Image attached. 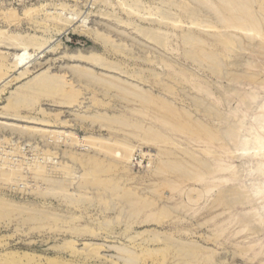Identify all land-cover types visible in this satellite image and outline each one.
Listing matches in <instances>:
<instances>
[{
    "label": "rangeland",
    "instance_id": "374dc122",
    "mask_svg": "<svg viewBox=\"0 0 264 264\" xmlns=\"http://www.w3.org/2000/svg\"><path fill=\"white\" fill-rule=\"evenodd\" d=\"M200 1L204 3L205 0H0V32L4 31L8 35L34 36L39 43L45 42L35 53L33 49L29 51L28 48L27 53L34 55V61L29 64L32 68L29 69V74L18 79L22 69L16 70L12 65L16 52L8 50L9 46L5 44H8L6 42L9 40L3 35L0 36V38L3 36L2 42L0 39V79L7 77L3 82H1L3 78L0 80V264H184V262L185 264H264V216L263 221H259L252 212L260 203L249 201V204L247 201L246 205L244 200L238 204V195L244 190L239 188L241 186L237 185L238 182L234 185L230 183L232 190L224 194L226 197L222 196L225 198L223 201L220 196L223 191L220 193L218 188H213L211 190L214 191H210L209 194L206 191L208 190L206 181L204 185L201 181H194L196 176L204 175L209 178L206 172H209L211 168L215 169L218 159L224 157L223 149H221L222 143L214 139V141L211 139L208 141L206 135L209 133L218 135L222 132V134L225 132L230 134L232 129L229 130L228 127H231L229 125L233 128L236 126L235 120H240L247 114L250 115L255 106L252 102L249 104L248 99L249 102L243 100L244 97H249V93L255 92L253 96L257 93L258 101L264 98V85H262L264 84V38L256 39L257 34L255 37L254 33L249 32L250 40H253L251 42L243 32L232 29L234 32H231L228 30L230 28L222 29V25H219L221 24L220 15L216 17L214 14L213 16L208 5L204 6L205 4L203 5ZM237 2L238 6L247 8L248 12L252 10L250 20L254 14L253 18L257 19L261 26V28L259 26L261 34L258 35L263 37L264 0H253V4H251L252 0H237ZM259 4L261 8L263 7L262 9L258 7ZM202 6H204L203 9L206 8L202 10ZM195 9L199 10L196 14L193 12ZM9 11H14L13 15H16L12 17ZM6 15L15 21L12 22L11 19L8 21ZM48 16L53 17L52 21ZM84 29L85 35L81 31ZM89 32L92 34L97 32L98 40L93 41ZM150 34L156 35V37L152 35L155 39ZM227 34L231 36H226ZM157 37L164 38L156 40ZM218 37H222L224 43L229 41L232 44H226L227 47H225L228 50L222 46L223 39ZM187 38L191 40L190 44L188 43L190 46L186 43ZM225 38H228V41ZM193 39L198 42H196V47L201 46L200 43L204 44L200 48L204 50L206 56H209L211 52L210 55L212 54L215 60L213 63L205 60L203 55V59H195L198 56L191 51L195 50L193 47L195 43L192 45V42H195ZM219 40H222V44ZM104 43H106V48L103 46ZM206 45L209 48L203 47ZM91 49L109 63L115 64L118 68L117 72L120 69L122 74L117 72L105 74L101 70H91L92 72H97L96 75H103L106 78L110 75L108 79L115 80L120 77L118 80L129 82V85L124 82L129 87L132 85L128 80L129 74H138L143 71L142 75L149 82L147 86L150 84L158 87V82L164 84L165 92L168 90L164 93L165 99L167 102L173 101L172 105L178 109L179 117L176 113H169L167 115H170V119L167 117L163 120L158 117L159 105H156L158 108L152 107L155 104H149L151 105L149 107L142 105V107L137 102H132L133 104L130 105V103L122 102L121 96L116 92L105 97L101 92H97L95 87L92 88L93 86H89L88 90L82 86L86 90H83L81 96L78 98L73 96V102L67 101L68 99L62 100L65 103L58 105L48 100L50 93L47 91L33 93V89H28V85L36 77L46 72L55 77H66L65 79L71 82V76L67 72L69 67L85 66L84 68H88V66L68 62L66 59L78 54L83 55V53L87 56ZM223 51L226 53H222ZM193 56L196 57L192 62ZM190 77L193 78L191 81L188 79ZM184 78L187 82L182 80ZM122 88L125 89V87ZM145 89L148 90L147 87ZM154 89H151L153 95H158ZM134 103L137 105L135 106ZM241 104L244 105L241 106ZM96 108H100V111ZM106 110H108L107 113L104 112ZM181 110L189 115L190 120L182 115ZM102 113H105L107 117H112L113 122L96 118ZM112 115L116 117L113 119ZM144 115L147 117L146 120ZM118 117L121 119L118 120ZM176 117L181 118L179 119L181 126L174 121ZM227 117H232V119ZM178 119L176 118V121ZM204 119L207 120L204 121ZM159 121L162 122L159 123ZM111 122L114 126L123 124L114 127ZM184 123L191 126L187 128L186 124L183 126ZM202 124L205 126L203 127ZM126 126L135 129L130 128V130ZM137 128L140 130L138 131ZM177 129L178 131L184 130L185 133L177 132ZM44 131L53 133L43 134ZM194 132H198L199 135L198 133L195 135ZM191 134L198 135L199 138L191 137ZM165 139L171 143L166 142ZM104 143L107 144L104 145ZM122 144L128 150L133 148L130 151L127 150L130 155L127 154ZM91 145L95 147L91 148ZM229 146L232 147L231 144ZM98 151L102 152H100L101 155ZM114 151H118L117 153L121 155L127 154L130 163H122L118 157V160L115 159ZM189 154H192L191 157L195 154L196 157L191 158ZM224 160L227 164H232L231 170H236L234 172L240 176L241 180L244 179L243 181L247 182L254 178L248 175L243 178L246 172L239 167L241 166L240 160L225 157ZM196 161L200 164L192 163ZM213 162H216L215 165ZM225 162L219 161L221 164ZM201 164L204 165L201 166ZM173 166L177 170L178 167L182 169L184 166L185 169L182 170L189 178L183 177V173H180L182 177H176L173 171L176 169ZM33 167L38 172L41 170V173L36 175L37 172L34 173ZM167 168L169 171L172 169L173 174L167 171ZM7 173L11 177L8 176L5 179ZM217 176H212L209 180L214 182L216 179L213 178ZM50 180L52 183L49 182ZM246 191L245 189L243 193ZM76 194H79L78 197ZM233 194L236 196L234 197ZM231 198L237 199L238 202ZM226 199L232 200V203ZM235 204L238 206H234ZM251 204H253V210ZM224 205H226L225 209H223ZM186 207L188 208L185 209ZM243 214L247 215L246 221ZM229 219V224H227L226 220ZM242 223L243 226L248 227L244 226L247 231L241 226ZM221 232L222 234H218ZM180 261L182 262L177 263Z\"/></svg>",
    "mask_w": 264,
    "mask_h": 264
},
{
    "label": "bare ground",
    "instance_id": "6f19581e",
    "mask_svg": "<svg viewBox=\"0 0 264 264\" xmlns=\"http://www.w3.org/2000/svg\"><path fill=\"white\" fill-rule=\"evenodd\" d=\"M203 1V0H202ZM251 1V0H250ZM201 2V1H200ZM213 2H214V4H213ZM240 2V1H239ZM242 2V1H241ZM244 3H246V1H243ZM249 2V1H248ZM258 2V1H257ZM197 3V2H196ZM204 6H206V4L208 5V9H209V11H210V9H211V12L213 13L212 15L214 16V14H215V16L217 17V15L219 14L220 15V17H221V19H220V23L221 24H219V25H222L221 27H222V29L224 28V29H228V28H230V29H228V30H230L231 32H234L235 30L236 31H240V32H243V33H245L244 35H246V38H248L249 36H250V33L249 32H252V33H254V35H255V37H257L258 36V38H256V39H261V38H264V36L262 37V36H260V35H258V34H261L260 32H261V26L259 25L260 23H258V21H257V19H254L253 17H254V14H253V17H252V20H250L251 18H250V16H252V14H251V11L250 12H248V9L246 10V9H244L240 4V6H238V2H237V0H233V1H230V0H205L204 1V3L203 2H201ZM261 3V2H260ZM198 4H200V3H198ZM251 4H253V0H252V3ZM250 4V5H251ZM195 5V4H194ZM209 5H211V6H209ZM242 5H243V3H242ZM248 5V4H247ZM258 5V4H257ZM260 5V4H259ZM200 6V5H199ZM204 6H202V10H204L203 9V7ZM253 6V5H252ZM251 6V7H252ZM179 7V6H178ZM183 7V6H182ZM201 7V6H200ZM254 7H255V5H254ZM258 7H260V9H262L261 8V5L260 6H258ZM189 8V7H188ZM184 9H186L185 7H184ZM208 9H206V11L208 10ZM243 9V10H242ZM36 11V10H35ZM199 10L198 9H195V10H193V12L196 14V12H198ZM260 11V10H259ZM10 12V14L9 15H12V17L13 16H15V15H13L14 13V11H9ZM201 12V11H200ZM199 12V13H200ZM208 12V11H207ZM254 12V11H253ZM256 12V11H255ZM257 12H258V10H257ZM256 12V13H257ZM193 13V14H194ZM198 13V14H199ZM209 13V12H208ZM255 13V14H256ZM49 15V14H48ZM210 15V14H209ZM257 15V14H256ZM260 15H261V12H260ZM6 16H8V15H6ZM258 16H259V13H258ZM49 17V16H48ZM262 17V16H261ZM16 18V17H15ZM50 19L51 18H53V17H49ZM55 18V17H54ZM259 18H260V16H259ZM264 18V17H263ZM10 19H11V21L12 22H14L15 21V19H12L11 17H10ZM9 19V16H8V21L10 20ZM19 19V18H18ZM196 19H198V18H196ZM215 19H218V18H215ZM254 19V20H253ZM48 20V19H47ZM54 20V19H53ZM57 20V19H56ZM10 21V22H11ZM16 21H17V18H16ZM51 21H52V19H51ZM63 21V20H62ZM218 21V20H217ZM261 21H263V19L261 20ZM11 22V23H12ZM50 22V21H49ZM53 22H55V20L53 21ZM215 22V21H214ZM219 22V21H218ZM161 23V22H160ZM194 24V23H193ZM214 24V23H213ZM217 24V23H216ZM210 26H213V25H210ZM259 26H260V28H259ZM264 26V25H263ZM212 29H213V27H211ZM264 28V27H263ZM197 29V28H196ZM234 30V31H232V30ZM81 31H83V33L85 32V29L84 30H81ZM211 31V30H210ZM148 32V31H147ZM155 32V31H154ZM157 32H159V31H157ZM161 32V31H160ZM159 32V33H160ZM217 32V31H216ZM215 32V33H216ZM221 33H222V31H220ZM227 32V31H226ZM226 32H224V33H226ZM240 32H238V33H240ZM246 32H248V34H246ZM202 33V32H201ZM218 33V32H217ZM223 33V34H224ZM222 34V35H223ZM256 34H257V36H256ZM1 35H3L4 36V38H6L7 40H9V41H3V42H6V43H8V44H5L6 46H9V48H7L8 50H13V52H16V55H14V62L12 63V65H14V69H16V70H19V69H22V72H20V74H19V77H18V79L19 78H23V77H25L27 74H29V72H30V68H32V66H30L29 67V64L31 63V62H33L34 61V55H31V54H29V53H27V50H28V48H29V51H31V49H33V51H34V53L36 52V51H38V49H40L41 48V46H43L44 45V43H39L38 41V39H36L34 36L32 37V36H19V34L17 35H8L6 32H4V31H1L0 32V36ZM84 35H85V33H84ZM148 35V34H147ZM151 35V34H150ZM153 35V34H152ZM151 35V37H153ZM197 35H199V34H197ZM209 35V34H208ZM215 35V34H214ZM228 35H230V34H227L226 36H228ZM244 35H242V36H244ZM254 35H251V36H254ZM262 35H263V33H262ZM2 36V37H3ZM88 36V35H87ZM89 36H91L92 38V40L93 41H97L98 40V37H99V35H98V33L96 32V33H90L89 32ZM149 36V35H148ZM147 36V37H148ZM157 36H159V35H157ZM195 36V35H194ZM213 36V35H212ZM220 36V35H219ZM231 36V35H230ZM248 36V37H247ZM1 37V38H2ZM97 37V38H96ZM150 37V36H149ZM148 37V38H149ZM154 37H156V35L154 36ZM153 37V38H154ZM165 37V36H164ZM163 37V38H164ZM216 38H217V36H215ZM225 37V36H224ZM255 37H252L253 39H255ZM260 37V38H259ZM0 38V39H1ZM90 38V37H89ZM162 37H157L156 38V40H161V39H163ZM192 38V37H191ZM215 38V39H216ZM219 39H221L220 37H218ZM234 38V37H233ZM245 38V37H244ZM5 39V40H6ZM150 39H152V38H150ZM155 39V38H154ZM153 39V40H154ZM182 39V38H181ZM185 39H186V37H185ZM188 40H190L189 38H187ZM197 40H198V38H196ZM196 39H193L195 42H192V45L195 43V45H193V47L195 48V50H194V52H193V50H191L192 51V53H195V55H197L198 57L197 58H195L194 56H193V60H192V62L193 61H195L194 60V58L195 59H198V58H201V59H205V60H209V62H212L213 63V61H215L214 60V57H213V55L211 54L210 55V53L208 54L209 56H206L205 54V52H204V50L202 49V48H200L202 45H204L203 43H200V45L201 46H198V47H196L197 46V44H196V42H197V40ZM223 39V38H222ZM249 40L251 39L250 37L248 38ZM4 40V39H3ZM165 40V39H164ZM187 40V41H188ZM216 40H218V39H216ZM215 40V41H216ZM225 40H227L228 41V38L226 39L225 38ZM229 40H230V37H229ZM235 40V39H234ZM233 40V41H234ZM244 40H246V39H244ZM249 40H248V42H249ZM185 41V40H184ZM186 41V43H187V45H188V43L190 44V42H191V40L190 41H188L187 42ZM211 41H213V40H211ZM221 41V44H222V40H219V42ZM251 42H253V40H250ZM1 42H2V39H1ZM41 42V41H40ZM153 42V41H152ZM214 42V41H213ZM216 42H218V41H216ZM231 42V41H230ZM237 42H238V40H237ZM198 43V42H197ZM105 44L106 43H104V45L103 46H105ZM209 44V43H208ZM216 45H219L220 46V44H217V43H215ZM225 44V45H224ZM226 44H231V43H229V41L227 42V43H224V39H223V44H222V46H226L227 47V45ZM199 45V44H198ZM232 45V44H231ZM238 45V44H237ZM3 46V45H2ZM37 46V47H36ZM159 46V45H158ZM188 46H190V45H188ZM234 46V45H233ZM37 49H36V48ZM186 47V46H185ZM203 47H206V49H207V45L206 46H203ZM225 47V48H226ZM105 48H106V46H105ZM198 48V50H196ZM209 48V47H208ZM104 49V48H103ZM191 49H192V47H191ZM211 49V48H210ZM220 49H221V47H220ZM222 49H224L223 47H222ZM227 50H228V48H226ZM225 49V50H226ZM108 50V49H107ZM212 50V49H211ZM226 50V51H227ZM197 51H199V52H197ZM214 51V50H213ZM66 52V51H65ZM89 53L87 54V56H84V53H83V55H79L78 53V55H76V56H72V57H69V58H67L66 59V61H68V62H75V63H78V64H83V65H86V66H88V68H84V67H76V68H72V67H69V69H68V73L70 74L69 76H71V82L70 81H68V80H66L64 77H61V78H59V77H55V76H52V75H48L47 74V72L45 73V74H42V75H40V76H38V77H36L33 81H32V83L30 84V85H28L29 86V88L28 89H33L34 90V92L33 93H36V92H43V91H47L48 93H50L48 96H49V101L50 102H52V103H54V104H56V105H58V104H63V103H65V102H62V100H66V99H68L67 101H72V99L74 100V98H73V96H77L76 98H78L79 96H81L80 94L81 93H83V90H86L89 86H93L92 88H94L95 87V89L97 90V92H101L105 97L106 96H108L109 94H112L113 92H116L119 96H121V99H122V102L124 101V102H126V103H130V105H131V103L132 102H137V103H139L141 106L143 105H147V107H149V106H151V105H149V104H152V105H154V106H152L153 108L156 106V105H159L157 108V113H158V117H161V119H163V120H166V118L168 117L169 118V116L167 115V114H169V113H176V115L178 114V109H176L173 105H172V102H167V100L165 99V94L164 93H166L165 92V87L163 86L164 84H162V82H158L157 83V85H158V87L157 86H155L154 85V87L153 86H151L150 84H149V86H147V83H149V82H147V79L142 75V72H139L138 74L137 73H133V74H129V79L128 80H130V82L132 83V85L131 86H127V85H125V83L127 84L128 83V85H129V82H122V81H119L118 79L120 78H115V80L114 79H108V77H111L110 75H108V77L106 78V77H104L103 75H96V73H94V72H92L91 70H101L102 72H105V74L106 73H114L115 74V72H117V69L118 68H116V66H115V64H113V63H109L106 59H104L100 54H98V53H96L93 49H91L90 51H88ZM187 52H188V50H187ZM225 51H223L222 53H224ZM229 52V51H228ZM226 53V52H225ZM224 53V54H225ZM216 54V53H215ZM66 55V54H65ZM64 55V57H66ZM73 55H74V53H73ZM191 55H193V54H191ZM204 57H203V56ZM216 56V55H215ZM33 57V58H32ZM64 57H63V59H64ZM192 57V56H191ZM203 57V58H202ZM32 58V59H31ZM188 58H190V57H188ZM199 60V59H198ZM205 60H203V61H205ZM197 61V60H196ZM208 62V63H209ZM197 63H198V61H197ZM204 63V62H203ZM162 64V63H161ZM166 66V65H165ZM117 67H118V65H117ZM182 67V66H181ZM120 70V69H119ZM118 70V72L117 73H120V71ZM116 73V74H117ZM123 73H125V72H123ZM120 74H122V72L120 73ZM128 74V73H127ZM151 74V73H150ZM188 74V73H187ZM259 74V73H258ZM159 75V74H158ZM164 75V74H163ZM175 76H176V74H174ZM179 75V74H178ZM235 75V74H234ZM160 76V75H159ZM159 76H157V77H159ZM232 76V75H231ZM3 78V80H1ZM5 76L4 77H1V82H3L4 80H6L7 79V77L5 78ZM155 78V77H154ZM181 78H183V77H181ZM237 78V77H236ZM236 78H235V80H236ZM240 78V77H239ZM244 78V77H243ZM156 79V78H155ZM158 79V78H157ZM161 79V78H160ZM188 79H190V81L193 79H191V77L190 78H188ZM17 80V79H16ZM162 80V79H161ZM182 80H184V81H186L185 80V78L184 79H182ZM240 80V79H239ZM127 81V80H126ZM0 82V83H1ZM70 82V83H69ZM187 82V81H186ZM240 82V81H239ZM134 83V84H133ZM136 83H137V85H136ZM164 83V82H163ZM231 83V82H230ZM235 83V82H234ZM155 84V83H154ZM88 85V86H87ZM191 85H192V83H191ZM195 85V84H194ZM193 85V86H194ZM262 85H264V84H262ZM84 88H86V89H84ZM196 86V85H195ZM199 86V85H198ZM26 87H27V85H26ZM26 87H24V89H26ZM31 87V88H30ZM122 87H125V89H123ZM148 88V90L147 89H145V88ZM153 88H155L154 90H156L157 91V94L158 95H153L154 93H152L153 92V90H151V89H153ZM198 88H200V87H198ZM21 89V88H20ZM23 89V91H26V90H24ZM90 89V88H89ZM170 89H171V87H170ZM201 89V88H200ZM200 89H197V90H200ZM203 89V88H202ZM205 89V88H204ZM232 89V88H231ZM234 89V88H233ZM33 90H31V92L33 91ZM88 90V89H87ZM93 90V89H92ZM207 90V89H206ZM230 90V89H229ZM22 91V92H23ZM30 91V90H29ZM28 91V92H29ZM174 91V90H173ZM201 91V90H200ZM234 91V90H233ZM21 92V91H20ZM30 92V93H31ZM199 91H197V93H198ZM156 93V92H155ZM170 93H172V92H170ZM255 93V92H254ZM253 93V94H254ZM263 93V92H262ZM43 94V93H42ZM250 95H248L249 97H244L243 98V100L244 101H246L247 99L250 101V103L249 104H251V102L254 104V108L251 110L252 111V113H250V115H245V116H240L241 117V119H240V117L238 118V119H240V120H235V124H236V126L235 127H233L232 128V125H229V126H231V127H228L229 128V130H231L232 132H230V134L228 133H226L225 132V130H224V134H222V133H220V134H207L206 135V138L208 139V141L211 139V140H217L219 143L221 142L222 143V145L223 146H221V149H223V153H224V157L226 158V159H237V160H240V165L241 166H239L240 168H242L243 170H245V172H246V175H245V177L243 176V178H246L247 177V175L248 176H250V178L251 177H254L253 179H250L249 181H243V180H241L240 179V176H238V175H236L235 174V172L234 171H236V170H234V171H232L231 169H232V164H227L225 161L226 160H224V157H223V159H218V158H216V159H218V163H216V168L215 169H212L211 168V170L209 171V172H206V174L209 176V178L206 176H204V175H202V176H196V178H194V179H196V180H194L192 177H190V179L192 178L194 181H201V182H203V185H204V181H206V184H207V188H208V190H206L207 191V193H209L210 194V191H214V190H211V189H215V188H218L219 190H220V193H221V191H223V193H222V195H220L221 197L223 196V197H226L224 194L226 193V194H228L229 193V190L231 189L232 190V188H231V184H233L234 185V183L236 182H238V184L237 185H240L241 187H239V188H241V190H242V188L244 189L243 191H245V189L247 190L246 192H244L243 193V191H241V193L238 195L239 196V198H238V200H239V202L237 201V199H233L236 195H234L233 194V198H231V199H233V200H235V202L237 201L238 202V204L239 203H242V201L244 202V200H245V202H246V205H247V201H248V203H249V201H257V202H259L260 204H259V206L258 207H256V209H254L255 211H252V212H254V217H257L258 218V220L259 221H263V216H264V98L263 99H259V101H258V97H257V93L253 96V94H251V93H249ZM264 94V93H263ZM20 95V94H19ZM32 95V94H31ZM208 95H209V93H208ZM237 95V94H236ZM246 95V94H245ZM57 96V97H56ZM112 96V95H111ZM240 96V95H239ZM25 97V96H24ZM114 97V96H113ZM116 97V96H115ZM172 97V96H171ZM259 97H260V95H259ZM82 98V97H81ZM80 98V99H81ZM117 98V97H116ZM229 98V97H228ZM24 99V98H23ZM70 99V100H69ZM88 99V98H87ZM108 99V98H107ZM110 100H111V97H110ZM114 100H115V98H114ZM201 100V99H200ZM247 100V101H248ZM112 101V100H111ZM116 101V100H115ZM241 101V100H240ZM248 101V102H249ZM73 102V101H72ZM107 102H108V100H107ZM175 102V101H174ZM202 102V101H201ZM76 102L74 101V104H75ZM80 103H81V101H80ZM125 103V104H126ZM176 103V102H175ZM243 103V102H242ZM72 104V103H71ZM71 104H68V106L70 105V106H72ZM84 104V103H83ZM123 104V103H122ZM133 104V103H132ZM135 104V103H134ZM174 104V103H173ZM249 104H248V106H249ZM12 105V104H11ZM14 105V104H13ZM65 105V104H64ZM98 105V104H97ZM137 104H135V106H136ZM244 104H241V106H243ZM91 106V105H90ZM95 106V105H94ZM139 106V105H138ZM142 106V107H143ZM239 106V105H238ZM80 107V106H79ZM102 107H104V106H102ZM140 107V106H139ZM209 107V106H208ZM247 107V106H246ZM251 107H253L252 105H251ZM83 108V107H82ZM95 108V107H94ZM107 108V107H106ZM238 108V107H237ZM236 108V109H237ZM244 109L243 110H245V107H243ZM81 109V108H80ZM92 109V108H91ZM100 109V108H99ZM99 109H97L96 108V110H98V111H100ZM124 109V108H123ZM209 108H207V110H208ZM116 110V109H115ZM124 110H126V108L124 109ZM148 110V109H147ZM153 110V109H152ZM155 110H156V108H155ZM235 110V109H234ZM249 110H250V107H249ZM91 111V110H90ZM107 111L108 110H106V111H104V112H106L107 113ZM129 111V110H128ZM187 111V110H186ZM92 112V111H91ZM134 112V111H133ZM145 112V111H144ZM162 112V113H161ZM163 112H165V113H163ZM181 112H182V110H181ZM247 112L249 113V111L247 110ZM148 113V112H147ZM184 113V114H183ZM205 113H207V111H205ZM208 113H210V110H208ZM230 113V112H229ZM241 113V112H240ZM98 114V113H97ZM119 115H120V112L118 113ZM131 114H133V113H131ZM179 114H181V113H179ZM218 114V113H217ZM234 113H232V115H233ZM242 114V113H241ZM246 114V113H245ZM135 115H136V112H135ZM137 115H139V114H137ZM182 115L183 116H185V118L187 117V119H189L190 117H189V115L187 114V113H185L184 111L182 112ZM209 115V114H208ZM207 115V116H208ZM57 116V115H56ZM94 116V115H93ZM113 116V115H112ZM145 116V115H144ZM144 116H143V118H144ZM178 116V115H177ZM235 116V115H234ZM88 117V116H87ZM116 116H113V119L115 118ZM174 117H175V115H174ZM179 117V116H178ZM178 117H176L177 119H178ZM218 117V116H217ZM220 117V116H219ZM226 117V116H225ZM80 118V117H79ZM95 118V117H94ZM96 118H99V119H103V120H106V121H112V117H107L106 115H105V113L103 114H99V116H97ZM95 118V119H96ZM146 116H145V120H146ZM173 118V117H172ZM176 118H175V122L177 123H179V125L181 126V123H180V121H179V119L181 120V118H179L178 119V121H176ZM212 118V117H211ZM210 118V119H211ZM221 118V117H220ZM228 119H232V117L231 118H229V117H227ZM235 118H237V117H235ZM85 119V118H84ZM88 119V118H87ZM95 119H94V121H95ZM98 119V120H99ZM118 120L119 119H121V118H117ZM170 119V118H169ZM184 119V118H183ZM182 119V120H183ZM213 119V118H212ZM116 120V119H115ZM114 120V121H115ZM123 121H124V119H122ZM151 120V119H150ZM190 120V119H189ZM188 120V121H189ZM195 120V119H194ZM205 120H207V119H204V121ZM81 121V120H80ZM117 121V120H116ZM126 121V120H125ZM170 121H172V119L170 120ZM227 121V120H226ZM83 122V121H82ZM87 122V121H86ZM101 122V121H100ZM113 122V121H112ZM112 122H111V125H113L112 124ZM134 122V121H133ZM160 122H162V121H159V123ZM186 122V121H185ZM232 122H233V120H232ZM62 123H64V122H62ZM120 123V122H119ZM132 123V122H131ZM164 123V122H163ZM175 123V126L177 125ZM64 124H66V122L64 123ZM108 124V123H107ZM115 124H117L116 122H115ZM121 124V123H120ZM120 124H117L116 126H114V127H117L118 125H120ZM123 124V123H122ZM122 124L120 125V126H122ZM127 124V123H126ZM129 124V123H128ZM136 124V123H135ZM168 124V123H167ZM186 123H184L183 124V126L185 125ZM199 124H201L200 122H199ZM198 124V125H199ZM230 124V123H229ZM129 125H131V124H129ZM132 125L134 126V123H132ZM163 125V124H162ZM173 125V124H172ZM193 125H195V124H193ZM197 125V126H198ZM203 125V124H202ZM224 125V124H223ZM48 126V125H47ZM119 126V127H120ZM128 126V125H127ZM126 126V128H134V127H127ZM140 126V125H139ZM175 126H174V128H175ZM182 126V127H183ZM186 126H187V124H186ZM185 126V127H186ZM189 126H191L190 124H189ZM189 126H187V128L189 127ZM200 126V125H199ZM205 125H203V127H204ZM93 127V126H92ZM118 127V128H119ZM137 127V126H136ZM171 127V126H170ZM200 127H202V126H200ZM226 127V126H225ZM107 128V127H106ZM148 128V127H147ZM172 128V127H171ZM199 128V127H198ZM205 128H208V127H205ZM205 128H202V129H205ZM102 129V128H101ZM135 129V128H134ZM180 129H184V128H181L180 127ZM197 129V128H196ZM201 129V130H202ZM111 130V129H110ZM131 130V129H130ZM137 130H138V128H137ZM140 130V129H139ZM138 130V131H139ZM148 130H149V128H148ZM152 130V129H151ZM173 130H175V129H173ZM198 130H200V129H198ZM207 130V129H206ZM228 130V131H229ZM103 131H104V129H103ZM115 131V130H114ZM134 131V130H133ZM137 131V132H138ZM144 131V130H143ZM143 131H141V132H143ZM154 131V130H153ZM176 131V130H175ZM174 131V132H175ZM184 130H180V131H178V129H177V132H183ZM192 131V130H191ZM191 131H190V133H191ZM193 131H195V129L193 128ZM208 131V130H207ZM39 132V131H38ZM47 131H44L43 132V134L45 133V134H51V133H53L52 131H49V132H47ZM109 132V131H108ZM111 132V131H110ZM112 132H113V130H112ZM150 132V131H149ZM152 132V131H151ZM201 132V131H200ZM42 133V132H41ZM139 133V132H138ZM154 133V132H153ZM156 133V132H155ZM183 133H185V132H183ZM188 133V132H187ZM193 133V132H192ZM195 133V132H194ZM196 133H198V132H196ZM196 133H195V135H196ZM219 133V132H218ZM64 134V133H63ZM62 134V135H63ZM118 134H120V133H118ZM151 134V133H150ZM56 135V134H55ZM156 135H157V133H156ZM187 135H189V134H187ZM192 135V136H191ZM190 136L191 137H198L199 138V133H198V135L197 136H195L194 134H191ZM201 135H203L202 133H201ZM73 136V135H72ZM124 136V135H123ZM126 136V135H125ZM157 137H159L158 135H157ZM73 138V137H72ZM161 138L163 139V136H161ZM52 139V138H51ZM54 139V138H53ZM56 139V138H55ZM89 139V138H88ZM110 139V138H109ZM154 139V138H153ZM46 140V139H45ZM58 140V139H57ZM56 140V141H57ZM68 140V139H67ZM73 140V139H72ZM139 140V139H138ZM151 140H152V137H151ZM213 140V141H214ZM110 141V140H109ZM165 141H166V139H165ZM49 142V141H48ZM75 142V141H74ZM101 142V141H100ZM105 142V141H104ZM113 142H114V140H113ZM123 142V141H122ZM147 142V141H146ZM155 142V141H154ZM161 142H163L164 143V141L163 140H161ZM166 142H170V141H166ZM201 142V141H200ZM216 142V141H215ZM59 143V142H58ZM77 143V142H76ZM88 143V142H87ZM101 143H103V142H101ZM152 144H153V142H151ZM157 143V142H156ZM159 143V142H158ZM171 143V142H170ZM197 143H199V142H197ZM203 143H205V142H203ZM206 143H208V142H206ZM205 143V144H206ZM211 143V142H210ZM217 143V142H216ZM215 143V144H216ZM231 144V146L232 147H230L229 145ZM54 144H56V143H54ZM73 144V143H72ZM78 144V143H77ZM89 144V143H88ZM105 144H107V143H104V145ZM114 144V143H113ZM118 144H120V143H118ZM147 144H148V142H147ZM169 144V143H168ZM186 144V143H185ZM193 144V143H192ZM209 144V143H208ZM75 145V144H74ZM83 145V144H82ZM86 145V144H85ZM100 145V144H99ZM111 146H115V145H112V144H110ZM123 145V144H122ZM129 145V144H128ZM164 145V144H163ZM165 145H167V144H165ZM164 145V146H165ZM173 145V144H172ZM204 145V144H203ZM77 146H79V144L77 145ZM81 146V145H80ZM157 146V145H156ZM159 146V145H158ZM160 146H162V145H160ZM176 146V145H175ZM200 146V145H199ZM73 147V146H72ZM93 146L91 145V148H92ZM95 147V146H94ZM93 147V148H94ZM104 147V146H103ZM128 147V146H127ZM190 147V146H189ZM195 147H196V145H195ZM198 147V146H197ZM207 147V146H206ZM89 148V147H88ZM90 148V149H91ZM97 148V147H96ZM98 148H100V146L98 147ZM115 148V147H114ZM123 148H124V145H123ZM178 148V147H177ZM210 148V147H209ZM219 148V147H218ZM101 149H102V147H101ZM100 149V150H101ZM108 149H109V147H108ZM117 149V148H116ZM120 149V148H119ZM118 149V150H119ZM126 151L128 150L127 148H124ZM130 149V148H129ZM133 149V148H132ZM132 149H130V150H132ZM158 149V148H157ZM179 149V148H178ZM177 149V150H178ZM182 149V148H181ZM216 149V148H215ZM220 149V148H219ZM220 149V150H221ZM98 150V149H97ZM130 150H128V151H130ZM176 150V151H177ZM183 150V152H184V149H182ZM200 150V149H199ZM206 150V149H205ZM233 150V151H232ZM90 151V150H89ZM103 151V150H102ZM105 151V150H104ZM109 151V150H108ZM107 151V152H108ZM112 151V150H111ZM110 151V152H111ZM128 151H127V154H129L130 155V153H128ZM161 151V150H160ZM194 151H196V149L194 150ZM100 152L101 151H98V153L100 154ZM118 152V151H117ZM117 152H115L114 151V154H113V157L116 159L117 157L118 158H120L121 159V162L123 163V162H127V163H130V161L128 162V158H129V156L127 155V154H125L124 155V153H123V155H121L120 153H117ZM190 152V151H189ZM188 152V153H189ZM202 152V151H201ZM204 152V151H203ZM206 152V151H205ZM220 152V151H219ZM221 152H222V150H221ZM102 153V152H101ZM103 153H105V152H103ZM199 153V152H198ZM236 153V154H235ZM193 154V153H192ZM192 154H189L190 155V157H191V155ZM206 154V153H205ZM205 154H203L204 156H206V157H208L207 155L209 154V152L207 153V155H205ZM101 155V154H100ZM104 155V154H103ZM106 155H107V153H106ZM108 155H109V153H108ZM112 154H110V156H111ZM182 155H183V153H182ZM63 156V155H62ZM71 156V155H70ZM85 156V155H84ZM93 156V155H92ZM147 156V155H146ZM185 156V155H184ZM188 156V155H187ZM186 156V157H187ZM193 156H195V154L193 155ZM192 156V157H193ZM68 157V156H67ZM83 157V156H82ZM191 157V158H192ZM196 157V156H195ZM194 157V158H195ZM217 157V156H216ZM73 158V157H72ZM118 158H117V160H118ZM132 158V157H131ZM162 158V157H161ZM165 158V157H164ZM191 158H189L190 160H191ZM194 158L192 159V160H194ZM53 159V158H52ZM215 159V160H216ZM74 160H76V158L74 159ZM73 160V161H74ZM92 160V159H91ZM196 160H197V158H196ZM65 161V160H64ZM94 161V160H93ZM115 161V160H114ZM199 161V160H198ZM198 161H196V162H192V163H198ZM212 161V160H211ZM219 161H221V162H225V164H221V163H219ZM233 161V160H232ZM49 162V161H48ZM116 162H118V161H116ZM120 162V163H121ZM159 162V161H158ZM228 162V161H227ZM44 163V162H43ZM54 163V162H53ZM83 163V162H82ZM164 163V162H163ZM163 163H162V165H163ZM168 163V162H167ZM170 163V162H169ZM176 163V162H175ZM178 164H179V162H177ZM202 163V162H201ZM204 163H206V162H204ZM214 163V162H213ZM215 163H214V165H215ZM41 164V163H40ZM55 164H57V163H55ZM61 164V163H60ZM73 164V163H72ZM85 164H87V163H85ZM88 164H89V162H88ZM178 164H175V165H177V166H180V165H178ZM181 164V163H180ZM185 164V163H184ZM198 164H200V162L198 163ZM44 165V164H43ZM42 165V166H43ZM47 165H49V164H47ZM93 165V164H92ZM127 165V164H126ZM165 165H166V163H165ZM170 165V164H169ZM172 165V164H171ZM204 164H201V166H203ZM8 166V165H7ZM45 166V165H44ZM52 166V165H51ZM54 166V165H53ZM125 166V165H124ZM160 166V165H159ZM185 166V165H184ZM184 166H183V168L182 169H185L184 168ZM187 166V165H186ZM198 166V165H197ZM201 166H200V168H201ZM47 167V166H46ZM61 167V166H60ZM172 167V166H171ZM174 167V166H173ZM182 167V166H181ZM193 167V166H192ZM206 167H208V166H206ZM209 167H211V165L209 166ZM18 168V167H17ZM34 168V167H33ZM55 168V167H54ZM53 168V169H54ZM86 168V167H85ZM123 168V167H122ZM175 169H176V167H174ZM179 169L177 170L176 169V171L175 170H173L174 171V174L176 175V177H182V175H180V173L182 174L183 173V177H185L186 176V174H184L185 172H183V170L180 168V167H178ZM247 168H249V170H247ZM253 168V169H252ZM42 169V168H41ZM51 169V168H50ZM52 169V170H53ZM59 168L57 167V170H58ZM162 169H164V168H162ZM182 170V172H181V170ZM194 169V168H193ZM192 169V170H193ZM209 169V168H208ZM233 169H234V167H233ZM252 169V170H251ZM34 173H36L37 172V174L36 175H38V173L40 172L41 173V170L38 172V171H36V169L34 168ZM38 170V169H37ZM48 170V169H47ZM51 170V171H52ZM66 170V169H65ZM165 170V169H164ZM172 170V169H171ZM170 170V171H171ZM51 171H49V172H51ZM59 171H61V170H59ZM167 171H169L168 170V168H167ZM169 171V172H170ZM196 171H198V170H196ZM207 171V170H206ZM13 172V171H12ZM29 172V171H28ZM54 172V171H53ZM69 172V171H68ZM162 172V171H161ZM161 172H158V173H161ZM192 172V171H191ZM199 172V171H198ZM243 172V171H242ZM25 173V172H24ZM44 173H46L45 172V169H44ZM48 173V172H47ZM52 173V172H51ZM63 173V172H62ZM171 173L173 174V172L171 171ZM201 173V172H200ZM212 173H213V175H212ZM19 174V173H18ZM50 174V173H49ZM157 174V173H156ZM162 174H164V172L162 173ZM178 174V175H177ZM254 174V175H253ZM5 175V174H4ZM10 175H12V174H10ZM16 175V174H15ZM35 175V174H34ZM35 175V177H37ZM42 175H44L43 173H42ZM47 175V174H46ZM52 175H53V173H52ZM55 175V174H54ZM61 175V174H60ZM88 175V174H87ZM210 175H212V176H215V175H218L217 177H214L213 179L215 180L214 182H212V181H210L209 179H210V177H212V176H210ZM240 175V174H239ZM1 176V175H0ZM9 175H8V173H7V176H6V178L5 179H7V177H8ZM40 176V175H39ZM39 176H38V178H39ZM45 176V175H44ZM48 176V175H47ZM86 176V175H85ZM154 176H155V174H154ZM171 176V175H170ZM9 177H11V176H9ZM21 177V176H20ZM26 177V176H25ZM28 177V176H27ZM33 177V176H32ZM175 177V176H174ZM187 177V176H186ZM185 177V178H186ZM194 177H195V175H194ZM1 178V177H0ZM19 178V177H18ZM40 178H42V177H40ZM44 178V177H43ZM45 178H46V176H45ZM51 178V177H50ZM62 178V177H61ZM65 178V177H64ZM81 178V177H80ZM85 178V177H84ZM88 178V177H87ZM187 178H189V177H187ZM3 179V178H2ZM9 179V178H8ZM21 179V178H20ZM25 179V178H24ZM34 179H36V178H34ZM77 179V178H76ZM208 179V180H207ZM26 180V179H25ZM41 180V179H40ZM45 180H47V179H45ZM84 180V179H83ZM87 180V179H86ZM89 180H91V178L89 179ZM5 181H7V180H5ZM36 181V180H35ZM39 181V180H38ZM67 181H69V180H67ZM72 180H70V182H71ZM103 181V180H102ZM101 181V183H103ZM108 181V180H107ZM37 182V181H36ZM40 182V181H39ZM44 182H46V181H44ZM49 182H51V180L49 181ZM84 181H82V183H83ZM89 182H91V181H89ZM93 182V181H92ZM200 182V183H201ZM43 183V182H42ZM41 183V184H42ZM52 183V182H51ZM79 183V182H78ZM96 183V182H95ZM231 183V184H230ZM47 184V183H46ZM54 184V183H53ZM62 184V183H61ZM71 184H72V182H71ZM74 184V183H73ZM79 184H81V183H79ZM84 184V183H83ZM97 184V183H96ZM116 184V183H115ZM115 184H113V185H115ZM48 185H50V184H48ZM67 185H69V184H67ZM78 185V184H77ZM85 186H86V184H84ZM101 185V184H100ZM104 185V184H103ZM160 185V184H159ZM175 185V184H174ZM59 186V185H58ZM70 186V185H69ZM94 186V185H93ZM175 186H178V185H175ZM236 186V185H235ZM39 187V186H38ZM64 187V186H63ZM67 187V186H66ZM70 187H72V186H70ZM75 187H77L76 185H75ZM84 187V186H83ZM96 187H98V185L96 186ZM102 187V186H101ZM108 187V186H107ZM115 186H113V188H114ZM180 187V186H179ZM67 188H69V187H67ZM80 188H82L81 186H80ZM95 188V187H94ZM93 188V189H94ZM104 188V187H103ZM169 188V187H168ZM167 188V189H168ZM55 189V188H54ZM84 189V188H83ZM85 189H87L86 187H85ZM96 189V188H95ZM94 189V190H95ZM99 188H97V190H98ZM117 189V188H116ZM124 189V188H123ZM170 189H172V188H170ZM49 190V189H48ZM69 190V189H68ZM160 190V189H159ZM192 190V189H191ZM230 190V191H231ZM233 190H234V188H233ZM237 190V189H236ZM33 191V190H32ZM45 191V190H44ZM66 191V190H65ZM77 191V190H76ZM84 191V190H83ZM101 191V190H100ZM113 191H115V190H113ZM117 191V190H116ZM170 191H172V192H174V190H170ZM176 191H178V190H176ZM40 192V191H39ZM38 192V193H39ZM42 192V191H41ZM62 192V191H61ZM68 192V191H67ZM66 192V193H67ZM105 192H107L106 190H105ZM131 192V191H130ZM172 192H170V193H172ZM184 192V191H183ZM189 192V191H188ZM198 192V191H197ZM232 192H234V191H232ZM248 192V193H247ZM43 193V192H42ZM46 193V192H45ZM55 193V192H54ZM59 193V192H58ZM87 193V192H86ZM110 193V192H109ZM108 193V194H109ZM114 193V192H113ZM127 194H128V192H126ZM193 193V192H192ZM206 193V192H205ZM235 193V192H234ZM246 193H247V195H246ZM51 194H53V193H51ZM65 194V193H64ZM68 194H69V192H68ZM67 194V195H68ZM111 194V193H110ZM123 194V193H122ZM136 194V193H135ZM209 194H208V196H209ZM212 194V193H211ZM47 195H49V194H47ZM54 195V194H53ZM59 195V194H58ZM66 195V196H67ZM77 195V194H76ZM79 195V194H78ZM78 195H77V197H78ZM85 195V194H84ZM130 195V194H129ZM155 195V194H154ZM218 195V194H217ZM82 196V195H81ZM191 196V195H190ZM206 196V195H205ZM230 196V195H229ZM229 196H227V198L229 197ZM42 197V196H41ZM53 197V196H52ZM56 197V196H55ZM72 197V196H71ZM84 197V196H83ZM89 197V196H88ZM122 197H124V196H122ZM134 197V196H133ZM207 197V196H206ZM220 197V198H221ZM221 198L223 201H224V199L225 198ZM68 198V197H67ZM72 198H74V197H72ZM80 198H82V197H80ZM135 198V197H134ZM120 199H122V198H120ZM136 199V198H135ZM188 199V198H187ZM196 199V198H195ZM199 199V198H198ZM201 199H203V197L201 198ZM211 199V198H210ZM209 199V200H210ZM3 200V199H2ZM83 200V199H82ZM97 200V199H96ZM105 200V199H104ZM192 200V199H191ZM215 200L217 201V199L215 198ZM5 201V200H4ZM101 201V200H100ZM109 201V200H108ZM117 201V200H116ZM181 201V200H180ZM207 201V200H206ZM220 201V200H219ZM226 201H228V202H230V203H232L231 201H229V200H227L226 199ZM107 202V201H106ZM137 202V201H136ZM144 202V201H143ZM142 202V203H143ZM194 202V201H193ZM201 202V201H200ZM227 202V203H228ZM3 203V202H2ZM1 203V204H2ZM92 203V202H91ZM102 203V202H101ZM132 203V202H131ZM148 203V202H147ZM190 203V202H189ZM198 203V202H197ZM214 203H217V202H214ZM220 203V202H219ZM256 203V202H255ZM6 204V203H5ZM62 204H64V203H62ZM108 204V203H107ZM114 204V203H113ZM135 204H137V203H135ZM139 204V203H138ZM153 204V203H152ZM229 204V203H228ZM227 204V205H228ZM234 204V203H233ZM250 204V203H249ZM3 205H4V203H3ZM115 205V204H114ZM113 205V206H114ZM127 205H128V203H127ZM146 205V204H145ZM218 205H220V204H218ZM241 205H244V204H241ZM241 205H240V207H241ZM252 205L253 204H251V207H252ZM254 205H256V204H254ZM1 206V205H0ZM76 206H77V204H76ZM133 206H134V204H133ZM149 206V205H148ZM184 206V205H183ZM186 206V205H185ZM206 206V205H205ZM223 206V205H222ZM221 206V207H222ZM225 206L226 205H224V208L223 209H225ZM234 206H238V205H234ZM245 206V205H244ZM244 206H242V207H244ZM106 207V206H105ZM112 207V206H111ZM116 207V206H115ZM114 207V208H115ZM167 207H168V205H167ZM179 207V206H178ZM228 207V206H227ZM1 208V207H0ZM3 208V207H2ZM130 208V207H129ZM148 208V207H147ZM188 207H186L185 209H187ZM192 208H195V207H192ZM230 208V207H229ZM135 209V208H134ZM165 209V208H164ZM170 209H172V208H170ZM175 209V208H174ZM115 210V209H114ZM125 210V209H124ZM131 210V209H130ZM136 210V209H135ZM178 210V209H177ZM252 210H253V207H252ZM121 211H122V208H121ZM143 211V210H142ZM175 211V210H174ZM5 212V211H4ZM114 212V211H113ZM161 212H162V210H161ZM228 212V211H227ZM237 212H239V211H237ZM1 213V212H0ZM61 213V212H60ZM122 213V212H121ZM127 213V212H126ZM163 213V212H162ZM225 213V212H224ZM223 213V214H224ZM246 213V212H245ZM85 214V213H84ZM131 214H133V213H131ZM159 214H160V212H159ZM164 214V213H163ZM162 214V215H163ZM196 214V213H195ZM220 214V213H219ZM226 214V213H225ZM122 215V214H121ZM121 215H119V216H121ZM124 215H125V212H124ZM171 215V214H170ZM173 215V214H172ZM242 215V214H241ZM160 216V215H159ZM166 216V215H165ZM216 216V215H215ZM243 216H245L244 214H243ZM247 216V215H246ZM245 216V217H246ZM250 216V215H249ZM79 217V216H78ZM116 217V216H115ZM185 217V216H184ZM242 217V216H241ZM237 218V217H236ZM235 218V219H236ZM80 219H82V218H80ZM79 219V220H80ZM215 219V218H214ZM231 219V218H230ZM230 219L229 220H226L227 221V224H229L228 223V221H230ZM241 219V218H240ZM246 219H247V217L245 218V221H246ZM77 221V220H76ZM226 221L224 222V223H226ZM234 221H236V220H234ZM240 221V220H239ZM238 221V222H239ZM256 221V220H255ZM242 222V221H241ZM236 223V222H235ZM249 223H250V221H249ZM259 223V222H258ZM262 223V222H261ZM223 224V223H222ZM246 224V223H245ZM219 226L221 225V224H218ZM232 225V224H231ZM250 225V224H249ZM260 225V224H259ZM264 225V224H263ZM263 225L261 224V226H262V228H263ZM218 226V227H219ZM239 226H240V224H239ZM238 226V227H239ZM242 227H246V225H244L243 226V223H242V225H241ZM240 226V227H241ZM260 226V227H261ZM218 227H216V228H218ZM229 227V226H228ZM245 227H244V229H245ZM227 228V227H226ZM234 228H236V226L234 227ZM246 228H248V227H246ZM254 228V227H253ZM252 228V229H253ZM221 229H222V227H221ZM220 229V230H221ZM225 229V228H224ZM243 228H242V231L244 230ZM256 229V228H255ZM264 229V228H263ZM233 230V229H232ZM246 231H247V229H245ZM238 231V230H237ZM237 231H235V232H237ZM241 231V232H242ZM261 231V230H260ZM216 232V231H215ZM224 232H226V231H224ZM239 232V231H238ZM240 232V234H242ZM243 232H245V231H243ZM253 232V231H252ZM259 232V231H258ZM218 234H222V232L221 233H218ZM238 234V233H237ZM239 234V235H240ZM219 237V236H218ZM220 238V237H219ZM247 240V239H246ZM260 240V239H259ZM260 241H262V240H260ZM252 243V242H251ZM262 244V243H261ZM253 245V244H252ZM254 245H257V244H254ZM253 245V246H254ZM181 246V245H180ZM187 246V245H186ZM194 246V245H193ZM251 246V245H250ZM259 246V245H258ZM179 247V246H178ZM185 247V246H184ZM261 247H263V246H261ZM261 247H260V249H261ZM180 248V247H179ZM194 248V247H193ZM250 248V247H249ZM255 248H257V246L255 247ZM177 249V248H176ZM184 249V248H183ZM195 249V248H194ZM199 249V248H198ZM252 249V248H251ZM254 249V248H253ZM188 250V249H187ZM186 250V251H187ZM241 250V249H240ZM176 251H178V249L176 250ZM196 251V250H195ZM200 251V250H199ZM242 251H244V250H242ZM261 251V250H260ZM179 252V251H178ZM180 252H182L181 250H180ZM175 253V252H174ZM183 253V252H182ZM256 253V252H255ZM261 253V252H260ZM264 253V252H263ZM185 254H186V252H185ZM259 254V253H258ZM258 254H255L256 256L258 255ZM165 255V254H164ZM176 255H179L178 253H176ZM188 255V254H187ZM186 255V256H187ZM190 255H192V254H190ZM189 255V256H190ZM195 255V254H194ZM210 255V254H209ZM261 255H263V254H261ZM184 256V255H183ZM182 256V257H183ZM199 256V255H198ZM258 256H260V255H258ZM181 257V258H182ZM193 256H191V258H192ZM165 258V257H164ZM177 259H178V257H176ZM180 258V259H181ZM187 258V257H186ZM194 258V257H193ZM197 258V257H196ZM208 258H211V257H209L208 256ZM207 258V259H208ZM175 259V258H174ZM173 259V260H174ZM183 259V258H182ZM185 259V258H184ZM206 259V258H205ZM210 260V259H209ZM179 261V260H178ZM195 261V260H194ZM182 261H180V262H177V263H181ZM207 262H208V260H207ZM189 263V262H188ZM200 263V262H199ZM184 264H185V262H184ZM191 264V263H190Z\"/></svg>",
    "mask_w": 264,
    "mask_h": 264
}]
</instances>
